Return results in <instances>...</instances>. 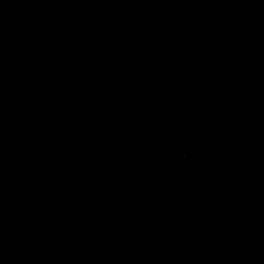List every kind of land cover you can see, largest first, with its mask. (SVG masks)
Segmentation results:
<instances>
[{
    "label": "water",
    "instance_id": "water-1",
    "mask_svg": "<svg viewBox=\"0 0 264 264\" xmlns=\"http://www.w3.org/2000/svg\"><path fill=\"white\" fill-rule=\"evenodd\" d=\"M0 264H264V0H0Z\"/></svg>",
    "mask_w": 264,
    "mask_h": 264
}]
</instances>
